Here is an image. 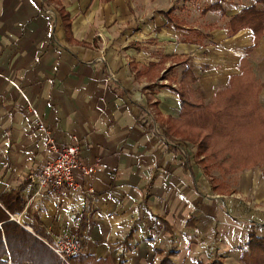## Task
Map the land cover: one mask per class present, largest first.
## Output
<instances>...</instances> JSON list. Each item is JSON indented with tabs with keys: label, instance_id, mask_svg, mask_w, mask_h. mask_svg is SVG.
I'll use <instances>...</instances> for the list:
<instances>
[{
	"label": "crops",
	"instance_id": "obj_1",
	"mask_svg": "<svg viewBox=\"0 0 264 264\" xmlns=\"http://www.w3.org/2000/svg\"><path fill=\"white\" fill-rule=\"evenodd\" d=\"M253 5L262 7L0 0V196L15 192L22 205L11 220L50 243L79 236L84 257L100 264H242L251 235L264 239L262 169L208 173L197 148L167 141L157 119L180 118L187 66L206 105L239 74L252 33H233L230 22ZM248 60L264 84V37ZM39 120L60 146L77 136L82 161L98 163L79 190L41 191L33 181L53 157Z\"/></svg>",
	"mask_w": 264,
	"mask_h": 264
},
{
	"label": "trees",
	"instance_id": "obj_2",
	"mask_svg": "<svg viewBox=\"0 0 264 264\" xmlns=\"http://www.w3.org/2000/svg\"><path fill=\"white\" fill-rule=\"evenodd\" d=\"M256 4L262 7L250 6L230 22L231 32L248 29L252 33L253 42L245 49L240 60L239 74L230 77L228 86L217 92L213 102L206 105L200 89L193 88L198 76L187 66L180 87L176 90L181 101L180 118H170L163 122L157 120L158 129L167 141L197 146L198 155L209 153L205 158L219 161V166L225 172L259 167L264 177V107L260 100L264 84L256 79L248 60L264 37V0H256ZM219 9L220 6L215 4L204 12ZM58 13L63 22L68 21L69 18L60 4ZM65 26L68 28L69 24ZM205 169L208 172V168ZM17 207L22 205L15 192L0 196V224L3 229L2 231L0 227V264L8 263L3 236L11 256V264H63L44 241L30 235L17 222L11 220L7 212L14 214ZM247 245V251L241 257L242 264H264V239L251 235ZM71 263L100 264L84 257L82 253L73 258ZM161 264L172 263L167 260Z\"/></svg>",
	"mask_w": 264,
	"mask_h": 264
},
{
	"label": "built area",
	"instance_id": "obj_3",
	"mask_svg": "<svg viewBox=\"0 0 264 264\" xmlns=\"http://www.w3.org/2000/svg\"><path fill=\"white\" fill-rule=\"evenodd\" d=\"M38 128L45 136L46 145L53 157L33 177V181L41 191L79 190V179L93 177L97 172L98 163L90 166L82 161L81 140L77 136H73L69 144L60 146L53 132L41 120L38 122ZM44 242L58 255L63 264H72V259L83 251L82 238L75 235H66L53 243L45 240Z\"/></svg>",
	"mask_w": 264,
	"mask_h": 264
},
{
	"label": "rangeland",
	"instance_id": "obj_4",
	"mask_svg": "<svg viewBox=\"0 0 264 264\" xmlns=\"http://www.w3.org/2000/svg\"><path fill=\"white\" fill-rule=\"evenodd\" d=\"M262 92H264V89H263V91ZM260 97H261V95H260ZM262 105H263V107H264V93H263V97H262ZM196 148H197V146H195ZM197 158H205V157H208V154L209 153H207V154H201L200 153V155H198V148H197ZM203 167L205 166H209V168H208V173H210V170L211 169H217V171H219V172H225L224 170H223V168H221L220 166H219V161H216V160H214V159H212V158H205L204 160H203ZM202 166V165H201ZM214 183L216 184H218V186H219V191H221V192H226L225 190H226V187H225V185L223 184L222 185V183L221 182H219V180H215L214 181ZM232 190H228L227 192H231ZM218 262H221L222 264H225L224 262H222V261H218ZM242 263V262H241Z\"/></svg>",
	"mask_w": 264,
	"mask_h": 264
}]
</instances>
